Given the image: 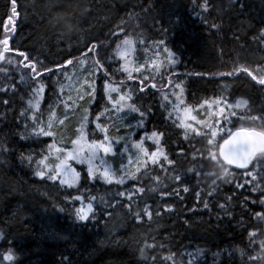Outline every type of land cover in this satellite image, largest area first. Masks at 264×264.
<instances>
[{
    "label": "trees",
    "instance_id": "obj_1",
    "mask_svg": "<svg viewBox=\"0 0 264 264\" xmlns=\"http://www.w3.org/2000/svg\"><path fill=\"white\" fill-rule=\"evenodd\" d=\"M11 4L0 0V39ZM16 8L0 71V257L9 249L15 257L4 264H264V144L244 169L218 153L236 129L264 137V87L254 80H264V0H208L207 10L204 0H16ZM125 39L138 61L165 55V47L174 53L160 85L120 71L116 50ZM37 59L41 72L54 71L34 77L25 65ZM83 59L84 71L93 66L94 91L77 104L89 118L99 112L101 130L115 122L105 104L110 84L144 113L128 118L143 127L132 138L163 134L164 158L145 172L136 168L123 184L90 180L80 167L71 188L35 174L45 171L40 161L51 149L63 147L54 133L37 130L69 107L64 84ZM240 70L248 75H221ZM165 82H181L193 109L218 104L232 116L216 117L219 124L206 130H184L164 98ZM239 101L245 103L236 107ZM75 126L73 137L91 129L87 122ZM117 158L116 172L123 161ZM89 202L93 217L77 220L75 209Z\"/></svg>",
    "mask_w": 264,
    "mask_h": 264
},
{
    "label": "rangeland",
    "instance_id": "obj_2",
    "mask_svg": "<svg viewBox=\"0 0 264 264\" xmlns=\"http://www.w3.org/2000/svg\"><path fill=\"white\" fill-rule=\"evenodd\" d=\"M12 28L13 25L7 26V30L11 34H12ZM126 40L128 39H125V41ZM125 41H122L116 50L117 57L120 60V71L126 72L124 70L126 67L128 69L140 68L139 72L132 71L131 74H135L139 76V78H143V79L155 78L154 80L157 81L156 82L158 83L157 85H160V83L162 82L161 80L163 79L160 78L161 75L164 74L171 67V64L168 62L167 53L165 55H163L162 53L159 54L157 52L151 53L150 56H146L142 58V60L138 61L134 44L131 42V48L129 49L128 47H126ZM4 51L3 54L0 53V71H1V63L4 57ZM121 52H127L128 55L126 57H121L119 55ZM85 63L86 62L84 59L80 60L77 67L73 68V70L70 72L68 81L64 84V90H66L64 98L65 101H68V104H70L68 105L69 107L65 109L63 115L60 118H58V120L56 121L51 120L47 124L46 131L51 132V134L54 133L55 140L63 146L61 149L62 151L57 152L56 149L54 150L51 149L48 155L46 156L47 160L45 161V164H47V168H45L44 164H42L41 166L47 172L53 169L55 165L58 164L60 160L64 158L63 150H74L77 146L73 145V141L79 140L81 136H83L82 143L84 144L91 143L92 141H104L105 137H107L108 141L112 143L114 150L112 153H109L107 155H105L102 152H98L92 162L93 168L98 169L99 172H103L105 168L108 169L111 173L115 175L116 180H119L122 177L124 180H126L130 172L136 170V168L139 167L140 168L143 167L142 171L145 172L146 170H148L149 166H152L158 161L162 160L164 156L157 157L156 162L153 163L151 159V153L156 152L157 150L162 151L160 143L156 144L153 140L148 139V137H150L152 133H146L143 131H141L137 140L134 139V137L132 138L133 133H135V131H137L139 127L141 128V123H139L138 120L135 119L128 120L130 115L133 114L135 111H132L128 107L118 108L113 106V101L118 100L120 95L128 96V92L123 93L122 91H120V87L116 85H110V84L106 85V90L108 92L106 94L107 103L105 104L107 105L108 110L113 111L112 115L114 116L115 119V122L108 127V131L106 129L103 130L100 129V126L97 122L98 118H96L99 112H95L93 116L89 118V116H87L88 114L87 110H85L82 105H81L82 107H78L77 103L91 96L94 91L93 82L89 80V78L92 76L91 69L93 68V66H91L89 69L84 71L83 69ZM141 65H143V67H141ZM13 68L14 70L17 71L18 68L20 69V65L19 67L17 66V69L16 67ZM25 74L27 76H30L31 72L27 70L25 71ZM170 79L171 78L169 79L167 78V80ZM165 83H166L165 86L169 85V88L166 94L164 95V98L167 97V99L165 100H167L170 104H172L170 105L171 113L174 115L180 126H181V117H183L184 115V109L189 110V118L185 121V123L188 124V128H184L181 126L184 130L190 131L193 130L195 127L199 128L200 130L201 129L206 130L207 128H212V125L219 124V120H217L216 117L219 118L220 116H224V119L228 121V119L232 116V115L230 116L227 113V111L221 112L222 108L219 107L218 104H216L217 109H214L212 105L208 106V109L206 106L204 107L201 106L198 107V109H193L190 105L184 102L186 100L181 82H176V83L171 82L169 84L168 82ZM177 85H179V87H177ZM139 86H142L141 83L139 84ZM113 88L119 89V91H112ZM125 90L129 91V88H126ZM38 93L41 92L38 91L37 94ZM40 97L41 95L39 94L35 98H33L31 104L33 106H35V104L37 105V102L40 100ZM121 103L128 104L129 100H126L125 102H121ZM92 106L93 104L91 103V108ZM103 116L110 117L111 115L108 113L106 115L105 113V115ZM191 117H195V119L193 120L191 119ZM83 122L89 123V127H91L90 132L89 134H87V136L79 131V128L81 129ZM72 124H74V126L76 124L75 128L79 131L75 135V137H73L72 136L73 134L70 133ZM83 129L85 130V128ZM141 129H143V127ZM109 130H113L114 133L110 134ZM107 134L113 138H109ZM251 137L253 138L254 141V146H253V152H254L257 143L264 144V137L261 136L259 137L254 133H251ZM141 139H143L144 146L148 150V156H145L136 147H134V145L140 142ZM119 156L123 158V161L121 164H119L118 170L116 172L114 171L113 167H114V163L118 160L117 157ZM89 157H90V153H88L87 150H85L82 156L84 163L71 161L70 163L72 168H74L77 172H79L78 167L84 168L86 173L88 174ZM133 177L137 178L138 175H135ZM64 178L66 177H61L60 179H64ZM97 178H99V175H97ZM113 183H115V181ZM86 205L87 204H85L84 206ZM5 262L6 261L0 257V264H4Z\"/></svg>",
    "mask_w": 264,
    "mask_h": 264
},
{
    "label": "snow or ice",
    "instance_id": "obj_3",
    "mask_svg": "<svg viewBox=\"0 0 264 264\" xmlns=\"http://www.w3.org/2000/svg\"><path fill=\"white\" fill-rule=\"evenodd\" d=\"M207 7H208V0H204L205 10H207ZM16 11H17L16 0H12V4H11L12 15H10L8 17V19L5 21V35H4L3 39H0V53H2L5 50V48L7 49L8 52L10 51L9 44H10L11 33L8 32L7 26L14 24L13 17L16 15ZM178 20H179V18H178ZM213 27H215V25H213ZM14 31H15V28L13 27L12 32H14ZM261 36L264 37V32L261 33ZM164 44H165V41H163V40L158 42V46L164 45ZM125 45H126V47H128L130 49L131 48V41L126 40ZM164 51L168 55V62L171 64H175L176 60L174 59V53H172L166 47L164 48ZM20 55L24 56V53H20ZM119 55L121 57H126L128 55V53L127 52H121ZM25 59H27V57H25ZM42 66H43L42 62L38 59L34 62H30L29 64L25 65V67L31 68L32 72L34 73V77H36V78L42 77V76L46 75L47 73L54 71V69H46L44 72H41L40 67H42ZM141 67H143V65H141ZM124 70L126 72H129L128 78L131 80V79H133L131 72L132 71L139 72L140 68L128 69L126 67ZM237 73H244V74L248 75V73L246 71H243V70L237 71L235 73H233V72L222 73L221 75L222 76H236ZM254 80H256L257 83L261 87H264V80H260V79H254ZM143 84H144V81H141V85H142L140 88L141 92L145 91ZM153 87H155V85H153ZM177 87H179V85H177ZM43 90H44L43 85H41L37 89V91H39V92H42ZM112 91H119V89L113 88ZM130 99H131V96L120 95L118 100L113 101V106L118 107V108L128 107L132 111L138 112L140 114V116L143 117L144 113L140 112V110L138 108H136L135 105L127 104V103H124V104L121 103V102H125L126 100H130ZM165 99H167V97H165ZM5 103H7V102H5ZM244 103L245 102H243V101H239L237 103L236 107H241L244 105ZM221 112H223V109H221ZM188 118H189V110L184 109V115H183V117H181V126L182 127L188 128V124L185 123V121ZM191 119L194 120L195 117H191ZM37 134L50 136L51 132H47L44 130V128H40L37 130ZM162 135H163L162 133L153 132L151 134V136L148 137V139H151L156 144H159L160 143V137ZM238 135L239 134L229 135V137L225 141V147L229 148V147L236 145L237 141H238ZM82 141H83V136H81L79 140L73 141V145L77 146L74 150H63L64 158L61 159L60 162L58 164H56L53 169H51L48 172L41 170V171L36 172L35 174L41 178L46 177L48 180H51V181H56L59 179V182L61 184H65L71 188V187H73V185L75 183H77L80 180V173L77 172L74 168H72L70 162L76 161L78 163H84L82 156H83L85 150H87V152L90 153V157L88 159V164H89L88 179L95 180L97 178V175H99V178L101 180H103L109 184L113 183L114 181L117 184H123L124 183L123 177L119 180H116L115 175L113 173H111L108 169L105 168L103 170V172H99L98 169H95L92 167L93 159L96 157L98 152H102L105 155L113 152L114 149H113L112 143L110 141H108V138L105 137L104 141H92L91 143H87V144L82 143ZM134 147H136L145 156H148V150L144 146L143 139H141L140 142L136 143L134 145ZM56 151L61 152L62 150L60 148H56ZM159 156H164V153L162 151H159V150L151 153V159H152L153 163L156 162V159ZM166 158L167 157H165V159ZM29 159H31V158H29ZM46 160H47V157H44V159H42L40 161L41 164L45 165V168H47V164H45ZM169 163H171V161H169ZM137 171H139V169H137ZM61 177H66V178L60 179ZM175 179L179 182L181 180V177L176 176ZM183 190L185 192L188 191V189L186 187ZM141 191H143V189H141ZM74 199L77 201H82L84 198L81 196H77V197H74ZM205 207H207V205H205ZM60 210L63 211V208H61ZM93 214H94V208H93V204L90 202L86 206L81 204L80 207L75 209V216H76V219L79 221H88L90 218L93 217ZM149 215H151V213H149ZM262 247H264V245H262ZM3 259L5 261H10V262L14 261L15 257H14L12 249H9L8 253H6L3 256ZM65 260H67V258H65ZM62 264H63V262H62ZM68 264H71L70 260L68 261Z\"/></svg>",
    "mask_w": 264,
    "mask_h": 264
},
{
    "label": "water",
    "instance_id": "obj_4",
    "mask_svg": "<svg viewBox=\"0 0 264 264\" xmlns=\"http://www.w3.org/2000/svg\"><path fill=\"white\" fill-rule=\"evenodd\" d=\"M67 64L68 62L65 63V65ZM231 134H239L237 144L226 148L225 141L228 136L220 145L219 156L228 165L237 169H244L248 166L253 153V138L245 129H236Z\"/></svg>",
    "mask_w": 264,
    "mask_h": 264
},
{
    "label": "bare ground",
    "instance_id": "obj_5",
    "mask_svg": "<svg viewBox=\"0 0 264 264\" xmlns=\"http://www.w3.org/2000/svg\"><path fill=\"white\" fill-rule=\"evenodd\" d=\"M65 63H66V62H65ZM65 63H64V66H66ZM68 63H69V62H68Z\"/></svg>",
    "mask_w": 264,
    "mask_h": 264
}]
</instances>
